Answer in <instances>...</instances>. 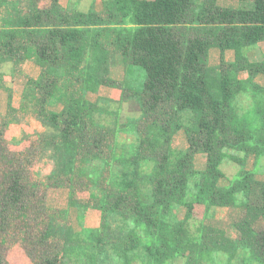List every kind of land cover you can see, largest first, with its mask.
<instances>
[{
  "label": "trees",
  "instance_id": "obj_1",
  "mask_svg": "<svg viewBox=\"0 0 264 264\" xmlns=\"http://www.w3.org/2000/svg\"><path fill=\"white\" fill-rule=\"evenodd\" d=\"M42 1L0 0V264L16 244L33 264H264V229H256L264 181L248 170L251 158L264 160V87L255 82L264 57H248L264 42V0H235L236 9L218 0H103L101 13ZM212 48L218 67L209 65ZM118 56L121 81L111 73ZM27 61L40 67L37 78L23 74ZM5 67L27 80L18 108ZM101 87L119 90V101H92ZM128 103L139 115L122 121ZM29 116L44 131L23 133L30 146L12 152L6 132ZM181 131L185 149L174 147ZM49 161L47 176L35 171ZM226 161L240 166L228 185ZM253 187L261 205L251 202ZM50 189L68 191L65 208L47 206ZM230 208L242 216L229 228L209 222ZM92 210L98 227L87 223ZM71 251L80 258L66 263Z\"/></svg>",
  "mask_w": 264,
  "mask_h": 264
},
{
  "label": "rangeland",
  "instance_id": "obj_2",
  "mask_svg": "<svg viewBox=\"0 0 264 264\" xmlns=\"http://www.w3.org/2000/svg\"><path fill=\"white\" fill-rule=\"evenodd\" d=\"M116 63L112 67L111 73H112V78L121 81L124 78V65L122 62V59L120 56L116 57ZM6 77L4 78V82L9 85L13 92H14V105L17 107L19 105V99L21 98L19 96V89L25 84L27 81L25 76H29L26 72L23 71L22 67V72L25 75H19V74H13L11 73V70L9 67H6L4 70ZM108 90L105 91V93H100L98 95H89V98L92 101H95L98 96L101 97H106L114 100L115 102H118L121 96V92L117 89L107 87ZM7 93L3 90L0 89V118L2 119V116L6 113L7 110ZM113 108L117 109V104H113ZM121 120L126 121L128 118L136 117L139 115V110L136 107L135 104H124L121 109ZM30 117V116H29ZM33 118V117H32ZM37 121V120H36ZM37 133V132H35ZM23 134V133H22ZM22 134L18 137H11L5 135V139L9 143V148L12 152H24L29 146L30 142L23 140L19 141L21 138ZM33 135V134H32ZM188 146V141L186 134L184 131H182L174 140V147L177 149H185ZM253 158H251L248 162V170H252L255 173H257V179L264 181V160H262L257 166L253 165ZM195 165L197 169H204L206 165V159L204 155H198L195 160ZM40 167V172L42 176H47L52 168H53V163L52 162H45L41 166H36L35 171L38 170ZM222 169L224 173L226 174L227 179L224 180L222 183L224 185H228L229 181L233 182L240 178V166L231 162V161H226ZM46 182H43V189L45 188ZM80 197L82 198H87L88 194L87 193H81ZM67 201H68V191L67 190H60V189H50L47 190V195H46V203L47 206L53 207V208H65L67 206ZM263 201L262 193L261 190L257 187H253L252 189V195H251V202L255 205H261ZM72 211V218H73V225L74 227L78 230L79 226L77 223V212L75 209L71 210ZM242 216V211L240 209H220L217 210L215 213V218L213 220H210L209 222L212 223L213 225L217 227H225L229 228L234 222L238 221ZM195 220L196 221H202L204 219V207L203 206H196L195 209ZM100 218L101 214L97 210H92L90 214H88L87 217V223L89 225L93 224H98L100 223ZM257 230H263L264 229V221L260 220L257 225H256ZM15 246H19L22 248L20 244L12 245V247H9L7 250V259L9 257V254L13 251ZM23 249V248H22ZM31 264L32 261L30 260ZM175 264H195L193 260H188V261H177Z\"/></svg>",
  "mask_w": 264,
  "mask_h": 264
},
{
  "label": "crops",
  "instance_id": "obj_3",
  "mask_svg": "<svg viewBox=\"0 0 264 264\" xmlns=\"http://www.w3.org/2000/svg\"><path fill=\"white\" fill-rule=\"evenodd\" d=\"M51 1L52 0H43L41 3V7L48 8L51 4ZM60 3L62 7L64 8H70L72 10H79L83 12H88L89 10L94 9L96 12L101 13L104 10L103 0H61ZM218 3L220 6L225 7V8L236 9L238 7V2L235 0H218ZM248 57L251 62H254V63L262 62L263 57H264V42H261L255 49L251 50L248 54ZM224 58H225V61L228 63L234 62L235 52L233 50H227L224 54ZM221 61H222L221 51L217 48H212L209 52V65L212 67H218L221 64ZM23 71L26 72L32 78H37L41 72V69L39 66H37L32 61H27L23 65ZM239 78L242 80H245L248 78V74L246 72H242L240 73ZM255 82L259 84L260 86L264 87V74H259L256 77ZM25 84L21 87V89H19L20 97H21ZM107 90H108L107 87H101L99 94L105 93V91ZM19 103H20V99H19ZM13 105H14V99H13ZM14 107L18 108L19 105L17 107L14 105ZM1 121L2 119L0 118V123ZM43 131H44V128L38 121H36L32 117H27L26 122L24 124L10 125L9 129L6 132V135L7 136L9 135L11 137H18L22 133L32 135L35 132L41 133ZM181 132H179L175 136V138ZM99 225L100 223H98L97 225L93 224V227H98ZM78 258H80L79 253L77 251H71L65 255V262L68 263ZM8 262L9 264H31L30 259L27 257L25 251L19 246H15L13 251L9 254Z\"/></svg>",
  "mask_w": 264,
  "mask_h": 264
}]
</instances>
